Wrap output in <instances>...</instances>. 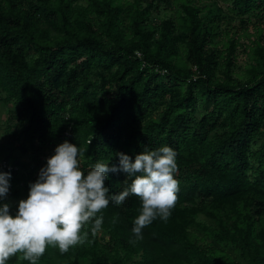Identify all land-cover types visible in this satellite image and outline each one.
Returning a JSON list of instances; mask_svg holds the SVG:
<instances>
[{
    "label": "trees",
    "instance_id": "obj_1",
    "mask_svg": "<svg viewBox=\"0 0 264 264\" xmlns=\"http://www.w3.org/2000/svg\"><path fill=\"white\" fill-rule=\"evenodd\" d=\"M198 1L0 0V101L15 126L0 158L16 165L0 172L14 196L27 199L64 141L86 149L85 175L118 165L117 153L134 160L163 146L178 167L175 207L143 239L132 232L142 203L130 195L97 214L96 234L86 224L82 243L63 254L48 246L36 264H264L262 27L217 47L216 17ZM228 1L241 20L264 15V0ZM107 175L109 195L134 179ZM6 264L31 262L17 253Z\"/></svg>",
    "mask_w": 264,
    "mask_h": 264
},
{
    "label": "clouds",
    "instance_id": "obj_2",
    "mask_svg": "<svg viewBox=\"0 0 264 264\" xmlns=\"http://www.w3.org/2000/svg\"><path fill=\"white\" fill-rule=\"evenodd\" d=\"M85 152L68 141L57 145L37 180L29 185L27 199L18 202L15 215L8 203L0 204V264L17 253L36 264L48 246L66 253L87 238V232L81 235L86 224H92V234L101 229L103 216L97 214L110 200L120 205L130 195L140 198L141 212L132 228L136 240L143 239V229L157 218L167 222L179 192V181L174 178L176 153L171 147L144 151L134 160L117 153L118 165L98 162L87 175L80 170L78 159ZM119 172L134 179L118 195H109L107 174ZM9 180L10 173L0 172V200L8 194Z\"/></svg>",
    "mask_w": 264,
    "mask_h": 264
},
{
    "label": "rangeland",
    "instance_id": "obj_3",
    "mask_svg": "<svg viewBox=\"0 0 264 264\" xmlns=\"http://www.w3.org/2000/svg\"><path fill=\"white\" fill-rule=\"evenodd\" d=\"M199 4L209 5L211 12L203 10L201 13H207L208 17H216V34L213 37L214 41L217 42V47H221V40H224L227 36L235 35L239 36V40L247 42L250 38L256 35V27H262V35L264 36V15H256L253 12H249L243 16L241 20L239 16L234 15L228 9V0H199ZM264 42V37H263ZM236 65L235 69H239L243 66L247 59L246 52L241 49V45L236 48ZM8 115V104H4L0 101V141H4L7 137L13 135L12 131L15 126L9 128L6 127ZM16 143V142H15ZM18 151V149H17ZM10 188L7 196L2 199L3 203H8L11 210L16 213L18 209V202L24 200L23 195L14 196L10 192Z\"/></svg>",
    "mask_w": 264,
    "mask_h": 264
},
{
    "label": "built area",
    "instance_id": "obj_4",
    "mask_svg": "<svg viewBox=\"0 0 264 264\" xmlns=\"http://www.w3.org/2000/svg\"><path fill=\"white\" fill-rule=\"evenodd\" d=\"M16 167L15 164L10 163L9 161L5 160V159H1L0 158V168H7V169H14Z\"/></svg>",
    "mask_w": 264,
    "mask_h": 264
}]
</instances>
